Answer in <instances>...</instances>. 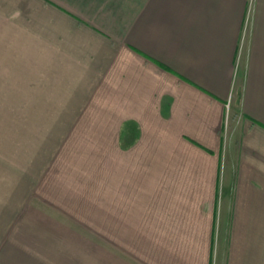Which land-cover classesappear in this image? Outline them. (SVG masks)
Returning a JSON list of instances; mask_svg holds the SVG:
<instances>
[{"label": "crops", "instance_id": "0c3cea01", "mask_svg": "<svg viewBox=\"0 0 264 264\" xmlns=\"http://www.w3.org/2000/svg\"><path fill=\"white\" fill-rule=\"evenodd\" d=\"M0 160V264H264V0H0Z\"/></svg>", "mask_w": 264, "mask_h": 264}, {"label": "rangeland", "instance_id": "374dc122", "mask_svg": "<svg viewBox=\"0 0 264 264\" xmlns=\"http://www.w3.org/2000/svg\"><path fill=\"white\" fill-rule=\"evenodd\" d=\"M18 114V117L14 118V122L15 123H18V124H21V113H17ZM4 172V162H2L0 160V173H3ZM6 181H5V177L3 176H0V211L4 209V206H5V200L3 198V196L5 195V191H6Z\"/></svg>", "mask_w": 264, "mask_h": 264}]
</instances>
